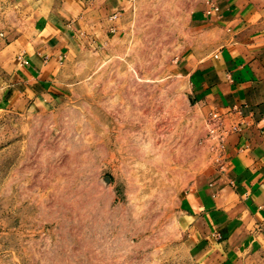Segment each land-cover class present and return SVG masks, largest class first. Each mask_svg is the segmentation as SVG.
Listing matches in <instances>:
<instances>
[{"label": "rangeland", "instance_id": "374dc122", "mask_svg": "<svg viewBox=\"0 0 264 264\" xmlns=\"http://www.w3.org/2000/svg\"><path fill=\"white\" fill-rule=\"evenodd\" d=\"M37 1L0 0L5 35ZM57 1L56 97L14 106L0 74V264H198L184 205L220 135L181 62L206 1Z\"/></svg>", "mask_w": 264, "mask_h": 264}, {"label": "crops", "instance_id": "0c3cea01", "mask_svg": "<svg viewBox=\"0 0 264 264\" xmlns=\"http://www.w3.org/2000/svg\"><path fill=\"white\" fill-rule=\"evenodd\" d=\"M205 1L181 63L198 97L219 116L220 145L187 194L189 250L198 264H264V0ZM58 3L30 5L36 11L16 36L0 28V74L14 106L54 99L61 87L68 34L46 37L55 14L46 22L40 11ZM114 8L105 4L103 12ZM81 24L76 18L72 32Z\"/></svg>", "mask_w": 264, "mask_h": 264}, {"label": "built area", "instance_id": "2783aa9c", "mask_svg": "<svg viewBox=\"0 0 264 264\" xmlns=\"http://www.w3.org/2000/svg\"><path fill=\"white\" fill-rule=\"evenodd\" d=\"M214 117H215V120L218 122L217 125L219 126V124H220L219 116L216 113H214Z\"/></svg>", "mask_w": 264, "mask_h": 264}]
</instances>
